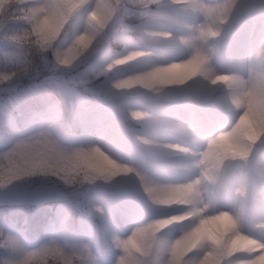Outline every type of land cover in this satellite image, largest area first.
<instances>
[{
    "label": "clouds",
    "instance_id": "clouds-1",
    "mask_svg": "<svg viewBox=\"0 0 264 264\" xmlns=\"http://www.w3.org/2000/svg\"><path fill=\"white\" fill-rule=\"evenodd\" d=\"M0 264H264V0H0Z\"/></svg>",
    "mask_w": 264,
    "mask_h": 264
}]
</instances>
